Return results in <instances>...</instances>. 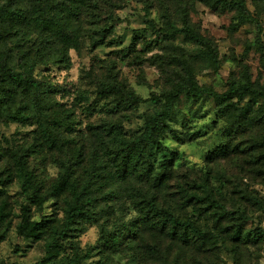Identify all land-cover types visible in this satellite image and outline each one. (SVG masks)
Instances as JSON below:
<instances>
[{
  "label": "rangeland",
  "instance_id": "obj_1",
  "mask_svg": "<svg viewBox=\"0 0 264 264\" xmlns=\"http://www.w3.org/2000/svg\"><path fill=\"white\" fill-rule=\"evenodd\" d=\"M233 1L209 6L198 0H0V9L49 10L78 40L63 57L52 49L29 73L25 62L34 61L41 33L0 26V85H9L3 83L5 68L41 83L36 108L28 94L10 96L0 87V264H264V176L254 166L264 155L239 150L248 143L245 128L257 136L250 119H264V0H245L243 20ZM184 22L212 43L215 65L183 35L161 31L167 23L181 28ZM192 80L220 94L233 84H249L262 94L225 105L188 91L174 100L169 129L150 160L154 173L164 163L170 171L156 192L159 207L204 232L202 239L183 243L140 223L132 196L138 190L154 195L151 181L145 183L138 172L121 178L119 162L107 156L97 134L135 139L144 131L145 115L166 93ZM130 93L139 102L126 97ZM247 104L249 116L239 125ZM31 110L41 115L25 118ZM39 119L56 131L54 147ZM222 146L234 154L212 158ZM62 164L80 182L95 170L93 189L100 199L95 220L65 233L70 193L52 191ZM204 185L223 212L202 203L187 206L185 193L203 196ZM86 254L89 259L74 262Z\"/></svg>",
  "mask_w": 264,
  "mask_h": 264
},
{
  "label": "trees",
  "instance_id": "obj_2",
  "mask_svg": "<svg viewBox=\"0 0 264 264\" xmlns=\"http://www.w3.org/2000/svg\"><path fill=\"white\" fill-rule=\"evenodd\" d=\"M13 1L14 3H18V0ZM198 1L209 6L214 3V0ZM233 2L240 13L241 20L245 19V0H234ZM160 6H163V3H160ZM165 9L166 11L168 10L167 8ZM213 9L215 10L216 6H213ZM0 26L6 27L8 31L24 28L29 29L30 31L37 30L41 33L43 38L41 39L39 45L35 47L36 57L34 61L31 62V59L27 58L25 62L29 73H32V71L35 69L39 59H45L51 56L52 49H60V53L63 57L66 54V49H73L78 46V40L69 34L66 21L59 16H55L49 10L38 11L31 8L27 9L21 7L2 8L0 9ZM167 26L169 27L168 29H161V31L167 34L183 35L187 42L199 47L201 50H205L206 57L209 58L214 65L216 64L212 43L197 33L192 27L189 26V24L184 22L182 23L181 28H178L174 23H167ZM94 44L96 46L101 45L99 42ZM27 62H29V64ZM162 74L164 75L163 72ZM24 77V74L18 73L12 68H5L3 83H7L9 85H0V87L1 89L7 88V90H10L12 93L10 96L18 93L24 95L28 94L30 100L34 101V103L36 102L34 104V108H36L38 103L37 96L41 89V83L34 80L32 77L28 79H24ZM192 81L193 82L190 84V86L184 85L176 89V91L173 93H166L164 102L160 104L159 107L152 113L145 115L144 131L135 139L120 140L117 135L112 133V131H108L106 136L104 132H102V134H97L98 139L101 141L100 144L102 145V148L107 156L110 159L112 158L114 161L119 162L116 163V170L117 174L121 176V178L126 179L128 172L132 174L138 172V176H142L140 178L144 180L145 183L151 181V189H153V192H155V194L153 193L154 195H150V197H144L143 191L140 192L138 190L139 194L137 193L136 196H132V198H134V206L138 210V214L141 218L139 220L140 223L143 222V224L145 226H149L151 230L158 229L160 234L170 241L183 243H187L189 240L194 238L202 239V237H204V232H202L201 228L192 220L180 221L176 219L173 213L165 211L159 207L157 203L156 192L162 188L165 179L170 174V171L164 163L160 165L161 171L154 173V167L150 160L152 151L160 145L159 137L169 129L168 121L172 113L174 100L184 91H188L195 98L208 95L212 96L218 105H225L228 101H231L235 97L243 99L244 96L249 94H262L259 91L252 89L249 84H240L238 86L233 84L226 92L220 94L207 88H200L197 86L194 80ZM2 92L3 91H0V93ZM134 96V93L126 94V97L132 100V102H139V99ZM247 106L248 104L239 111V115L237 117L239 125H241L243 121L249 116V109ZM230 107L232 112V104H230ZM40 115L41 112L37 114V111L33 112V110H31L29 114H26L25 118L34 120ZM13 118L16 120L17 117L14 115ZM37 123L40 124L38 127L41 128V132L47 142L51 147H54L56 145V140L58 139L56 131L49 127L46 119H39ZM31 124L33 125L34 123ZM250 126L252 129L257 131V136H252L249 134L248 129L245 128V130L242 132V136L247 138L248 143L245 144L243 149L239 148V150L240 152L247 150V153H250L251 156L255 155L256 153L259 155H264V119L262 117L250 119ZM111 146L113 148H110ZM234 150L235 149L231 150L229 147L222 146L217 151V153L212 155V158L218 156L227 158V156L229 157L234 154ZM78 158L79 157L76 158L75 164L79 163ZM262 158L263 159L257 157L254 160V166H257L258 171L261 172L260 174L264 176V157L262 156ZM105 169L106 168L103 167L102 172L105 171ZM61 170L62 171L59 173L57 183L52 187V191L55 195H60L67 192L70 193L68 194L70 199L65 202L66 209L63 229V233H65L68 231L77 230L75 226H80L84 221L91 222L92 220H95V217L98 214L95 211V208L100 199H98L97 189H93V187L96 185V180L93 179V176H98L95 170L90 171V173L87 172L90 174V178L86 177L82 182H80L77 178H73V171L71 170L70 166L62 164ZM207 190L208 186L204 185V188L201 189L203 196L197 192L193 193L192 195H188V192H186L185 199L188 202L187 204H190L187 206H191L193 203H202L206 204V207L208 208H215L218 211L223 212L224 207L216 202ZM115 192L116 191L110 192L109 195L112 197ZM112 240L113 239L109 240V242ZM89 258L90 256L86 254L82 258L74 259V262L81 263V261ZM37 264L62 263H53L47 261Z\"/></svg>",
  "mask_w": 264,
  "mask_h": 264
}]
</instances>
